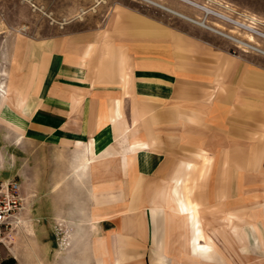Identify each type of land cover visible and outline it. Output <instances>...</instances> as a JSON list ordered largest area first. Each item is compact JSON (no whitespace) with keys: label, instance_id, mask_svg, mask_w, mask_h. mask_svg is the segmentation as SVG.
<instances>
[{"label":"crops","instance_id":"1","mask_svg":"<svg viewBox=\"0 0 264 264\" xmlns=\"http://www.w3.org/2000/svg\"><path fill=\"white\" fill-rule=\"evenodd\" d=\"M113 23L114 36H70L64 48L48 41L34 78L0 85V155L14 141L34 150L38 168L50 152L51 174L42 158L37 187L48 180L51 196L41 202L52 204L47 214L66 235L60 248L22 246L21 264H163L149 256L158 211L149 205L160 198L153 181L170 169L176 145L199 166L227 173L231 191L264 190V67L170 26L133 16ZM192 169L183 164L171 193L189 216L193 253L209 256L189 197Z\"/></svg>","mask_w":264,"mask_h":264},{"label":"rangeland","instance_id":"2","mask_svg":"<svg viewBox=\"0 0 264 264\" xmlns=\"http://www.w3.org/2000/svg\"><path fill=\"white\" fill-rule=\"evenodd\" d=\"M203 8L210 9L212 15L205 14ZM169 9L184 18L167 12ZM217 14L251 25L257 36L216 18ZM115 16L119 19L133 16L156 23V26H170L264 67V0H0V85L5 81L9 83V78L18 74L27 73L34 78L38 72L37 59H34L38 56L36 53L51 50L48 41L52 39H59L57 47L64 48L61 41L70 36L90 35L98 31L105 37L116 35L111 27ZM208 28L247 43L250 49ZM126 29L122 33L124 38L129 33ZM249 36H253V42H249ZM141 40H147V37H141ZM2 146L0 143V152ZM176 146L170 169L153 181L155 194L160 198L149 205V209H158L155 219L149 222L150 260L163 264H264V190L253 193L252 197L236 188L231 191V188L223 186L225 178L222 177L227 173L199 166L194 154L183 153L179 148L181 145ZM27 151L28 154L13 141L8 153L0 155V181H16L21 186L24 199L19 224L6 233L5 239L10 238L9 242L6 245L0 243V264H21L22 258L16 253H20L25 245L39 243L60 248L66 243L65 229L62 231L47 214L52 204L41 202V197L50 199L51 196L48 180H45L43 191L37 187L42 158L43 174L45 177L51 174L50 152L44 157L39 156L40 166L37 168L32 154L34 150ZM186 162L193 165L188 177L189 197L197 205L204 236L199 242L212 247L209 256L193 253L189 216L179 210L171 193L173 177ZM62 168L65 167L61 165L56 170ZM249 199L255 202H247ZM42 225L43 231L40 230Z\"/></svg>","mask_w":264,"mask_h":264},{"label":"built area","instance_id":"3","mask_svg":"<svg viewBox=\"0 0 264 264\" xmlns=\"http://www.w3.org/2000/svg\"><path fill=\"white\" fill-rule=\"evenodd\" d=\"M23 209L19 184L14 180L0 181V243L4 242L6 233L19 224Z\"/></svg>","mask_w":264,"mask_h":264},{"label":"bare ground","instance_id":"4","mask_svg":"<svg viewBox=\"0 0 264 264\" xmlns=\"http://www.w3.org/2000/svg\"><path fill=\"white\" fill-rule=\"evenodd\" d=\"M182 1V0H181ZM187 1V0H186ZM189 2V1H188ZM184 3H186V2H184ZM190 3V2H189ZM187 4V3H186ZM202 11L205 13V14H207V15H212L211 14V10L210 9H207V8H203L202 9ZM83 14H85V13H83ZM218 15V17L216 16V18H219V19H221V20H223V21H225V22H227V23H229V24H231V25H233V26H235V27H237V28H240V29H243V30H246L247 32H249V33H251L252 35H254L255 34V32H254V28H252L251 27V25L250 26H247V25H244V24H241L240 22H238V21H234V20H232V19H230L229 17H226V16H224V15H221V14H217ZM184 18V17H183ZM252 20V19H251ZM203 24V23H202ZM201 24V25H202ZM252 24V23H251ZM205 25H203V27H204ZM208 29H210L211 31H214L215 33H219L220 35H222V36H225V37H227L228 39H230L231 41H233V42H235L236 44H238V45H241V46H243V47H246V48H249L250 49V46L249 45H246L245 43H243L242 41H240V40H238V39H236V38H234V37H232V36H228V35H226V34H224V33H221V32H219L218 30H215V29H212V28H208ZM258 32V31H257ZM256 35V34H255ZM257 36V35H256ZM253 37V36H252ZM251 36H249V42H253L254 41V39L252 38ZM252 49V48H251Z\"/></svg>","mask_w":264,"mask_h":264},{"label":"trees","instance_id":"5","mask_svg":"<svg viewBox=\"0 0 264 264\" xmlns=\"http://www.w3.org/2000/svg\"><path fill=\"white\" fill-rule=\"evenodd\" d=\"M3 264H7V263H3Z\"/></svg>","mask_w":264,"mask_h":264}]
</instances>
